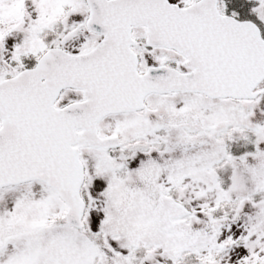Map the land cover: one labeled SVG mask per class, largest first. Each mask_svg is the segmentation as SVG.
<instances>
[{
	"label": "snow or ice",
	"instance_id": "1",
	"mask_svg": "<svg viewBox=\"0 0 264 264\" xmlns=\"http://www.w3.org/2000/svg\"><path fill=\"white\" fill-rule=\"evenodd\" d=\"M0 264H264V0H0Z\"/></svg>",
	"mask_w": 264,
	"mask_h": 264
}]
</instances>
